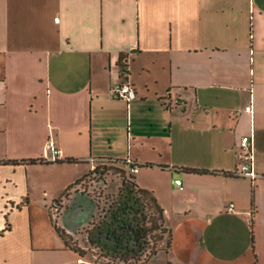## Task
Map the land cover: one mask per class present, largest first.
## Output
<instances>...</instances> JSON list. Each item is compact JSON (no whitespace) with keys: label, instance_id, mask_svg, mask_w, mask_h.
<instances>
[{"label":"crops","instance_id":"1","mask_svg":"<svg viewBox=\"0 0 264 264\" xmlns=\"http://www.w3.org/2000/svg\"><path fill=\"white\" fill-rule=\"evenodd\" d=\"M122 79L133 100L112 95ZM49 139L61 157L29 162ZM101 159L141 165L171 232L133 264H264V0H0V264H114L57 230L78 236L87 195L51 211ZM52 164L68 174L39 196L32 170Z\"/></svg>","mask_w":264,"mask_h":264},{"label":"rangeland","instance_id":"2","mask_svg":"<svg viewBox=\"0 0 264 264\" xmlns=\"http://www.w3.org/2000/svg\"><path fill=\"white\" fill-rule=\"evenodd\" d=\"M56 165L57 164H52L46 168L32 170L33 178L31 179L30 185L35 194L40 196L45 192V189H48L51 194H56L58 192L55 181L57 182L63 175L68 174V172L66 169L61 168L57 171V168H55ZM96 167H98L97 172L90 171L91 173H89L88 176L84 177L79 184L73 186L66 193L65 191L64 193L63 191L58 193L62 195H59L60 197L56 198L57 203H53L51 209L52 214L54 218L57 217L61 211H63L66 216L71 215L74 211L73 209L75 208L76 202L63 201V195L70 197L71 194L82 191L83 194L90 198L92 204L97 207H95V212L89 218L88 223L78 228L77 237L71 234L70 236L66 235L69 244L75 248H80L90 256L105 262L114 264L123 262L131 264L137 263L144 258V254L148 249H154L157 237L161 234V229L151 232L152 237H149L146 240L145 250L139 253V255L126 257L123 253L115 252L112 245H110L112 242H110L108 237L100 236L98 232L104 227V222L108 220L107 209L117 196L119 187L122 184V165L120 163H114L108 159H101L98 160ZM126 174L128 175V173ZM81 201L83 200L79 201L76 208L83 205L84 207H78L83 215H85L90 209H94V206L85 205L87 204V201ZM66 207L70 208L66 209ZM146 213V223L149 227H153V222L156 220L157 224H160L161 220L159 218V213L151 203H149ZM58 221L59 224L62 223L60 219H58ZM136 239L137 238L135 237L132 245L137 241Z\"/></svg>","mask_w":264,"mask_h":264},{"label":"trees","instance_id":"3","mask_svg":"<svg viewBox=\"0 0 264 264\" xmlns=\"http://www.w3.org/2000/svg\"><path fill=\"white\" fill-rule=\"evenodd\" d=\"M125 72L126 69L123 67L122 73ZM108 160L114 163H120L122 165L121 172L123 180L121 186L119 187L117 196L107 209L108 220L104 222V227L99 230L98 234L100 236L108 237L110 242H112V248H114L115 252L123 253L126 257L131 255L136 256L144 251L146 240L149 237H152V231L161 229V234L159 237H157L156 242L161 240L165 233L168 234L170 241L171 232L163 226V208L158 204L156 197L149 190L140 187L136 182L135 176L130 170L131 164L128 162V160ZM10 161L17 162L16 160ZM68 161L75 162L77 159L72 158ZM29 162H44V160L30 159ZM97 168L98 167H95L93 172H97ZM126 173H128V175ZM82 179L68 186L65 190V193L73 186L79 184ZM149 203L155 206L161 220L159 225L157 224V220L154 221L153 227H149L146 223V210L149 207ZM57 230L64 238L66 243L69 244L66 232L58 226ZM135 237L137 238V241L132 245ZM75 249L82 253L84 252L80 248Z\"/></svg>","mask_w":264,"mask_h":264},{"label":"built area","instance_id":"4","mask_svg":"<svg viewBox=\"0 0 264 264\" xmlns=\"http://www.w3.org/2000/svg\"><path fill=\"white\" fill-rule=\"evenodd\" d=\"M112 95L116 98L125 99L127 101L133 100L137 97L136 89L133 85V83L128 79H122L118 81L113 87H112ZM247 110L252 109V105H249L246 107ZM240 149V170L239 173L241 175L249 176V177H256L257 172L253 168V141L251 135H244L241 139V142L239 144ZM62 149L56 144V142L53 139H49L45 145L44 154H43V160L44 161H55L58 160L62 155ZM128 162L131 164L130 170L131 172H137L139 171L141 165L128 160ZM177 184H179V187L181 189L184 188V185L182 183L181 179L175 180ZM228 209L230 211L235 210V206L233 203H230L228 206Z\"/></svg>","mask_w":264,"mask_h":264},{"label":"flooded vegetation","instance_id":"5","mask_svg":"<svg viewBox=\"0 0 264 264\" xmlns=\"http://www.w3.org/2000/svg\"><path fill=\"white\" fill-rule=\"evenodd\" d=\"M110 245H112V244H110Z\"/></svg>","mask_w":264,"mask_h":264}]
</instances>
